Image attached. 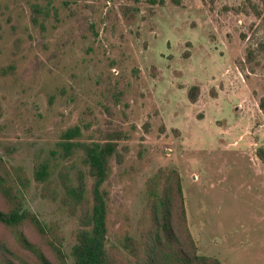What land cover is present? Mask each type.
Segmentation results:
<instances>
[{"label": "rangeland", "instance_id": "obj_1", "mask_svg": "<svg viewBox=\"0 0 264 264\" xmlns=\"http://www.w3.org/2000/svg\"><path fill=\"white\" fill-rule=\"evenodd\" d=\"M161 1L0 0V67L15 65L0 77V154L25 168V207L58 222L70 252L78 217L40 195L35 167L47 162L61 193V171L74 185L83 174L90 195L64 131L122 132L104 184L110 245L139 235L148 179L174 168L199 252L264 264V0ZM34 3L49 7L40 24Z\"/></svg>", "mask_w": 264, "mask_h": 264}, {"label": "trees", "instance_id": "obj_2", "mask_svg": "<svg viewBox=\"0 0 264 264\" xmlns=\"http://www.w3.org/2000/svg\"><path fill=\"white\" fill-rule=\"evenodd\" d=\"M49 12L48 6L34 3L32 21L40 24L42 16L47 17ZM253 55L250 51V56ZM14 69V64L0 67V77ZM199 94L198 85L189 89L192 102L197 101ZM81 133L78 125L68 128L59 145L66 155L75 146L84 149V160L93 177L90 195L83 174L74 185L68 171H61V193L60 186L50 180L47 162L39 163L34 171V180L41 183L40 195L52 200L60 198L68 211L78 217L79 226L70 252L65 247L62 226L45 221L25 207L21 192L32 181L25 168L10 163L0 154V264H222L219 258L199 252L188 225L181 174L174 168L162 167L148 179L139 235L127 234L120 244L110 245L108 191L104 184L124 133H109L101 142H74L72 139ZM257 154L264 161V148H258Z\"/></svg>", "mask_w": 264, "mask_h": 264}]
</instances>
